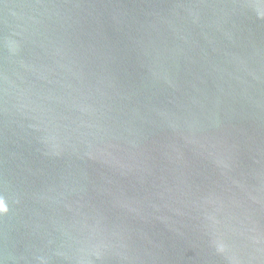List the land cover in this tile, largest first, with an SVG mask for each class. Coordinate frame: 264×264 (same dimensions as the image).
Masks as SVG:
<instances>
[{
  "label": "water",
  "instance_id": "obj_1",
  "mask_svg": "<svg viewBox=\"0 0 264 264\" xmlns=\"http://www.w3.org/2000/svg\"><path fill=\"white\" fill-rule=\"evenodd\" d=\"M0 264H264V0H0Z\"/></svg>",
  "mask_w": 264,
  "mask_h": 264
},
{
  "label": "clouds",
  "instance_id": "obj_2",
  "mask_svg": "<svg viewBox=\"0 0 264 264\" xmlns=\"http://www.w3.org/2000/svg\"><path fill=\"white\" fill-rule=\"evenodd\" d=\"M4 209H3V206L2 205H0V211H3Z\"/></svg>",
  "mask_w": 264,
  "mask_h": 264
}]
</instances>
